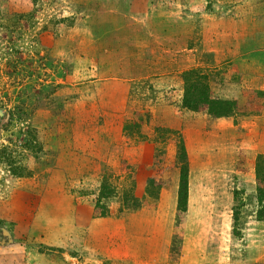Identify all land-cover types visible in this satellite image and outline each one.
<instances>
[{
	"label": "rangeland",
	"instance_id": "rangeland-1",
	"mask_svg": "<svg viewBox=\"0 0 264 264\" xmlns=\"http://www.w3.org/2000/svg\"><path fill=\"white\" fill-rule=\"evenodd\" d=\"M262 154L264 0H0V264H264Z\"/></svg>",
	"mask_w": 264,
	"mask_h": 264
},
{
	"label": "trees",
	"instance_id": "trees-1",
	"mask_svg": "<svg viewBox=\"0 0 264 264\" xmlns=\"http://www.w3.org/2000/svg\"><path fill=\"white\" fill-rule=\"evenodd\" d=\"M185 76V94H184V104L193 111H206L213 117H222L232 115L239 108L237 103L229 100H220L212 97V93L209 89L207 83V78L198 75L194 71H189L184 74ZM196 86L200 87V90L196 89ZM182 160L181 166V176H180V186L179 193L181 195L182 201L185 202V197L187 195V177H186V157L185 149L181 142L180 154ZM255 173H256V195L259 205L258 212L256 214L257 220L263 218L262 212L264 209V154L257 156V161L255 163Z\"/></svg>",
	"mask_w": 264,
	"mask_h": 264
},
{
	"label": "water",
	"instance_id": "water-1",
	"mask_svg": "<svg viewBox=\"0 0 264 264\" xmlns=\"http://www.w3.org/2000/svg\"><path fill=\"white\" fill-rule=\"evenodd\" d=\"M3 234L8 238V239H10V235H9V233L7 232V231H3ZM11 241V240H10Z\"/></svg>",
	"mask_w": 264,
	"mask_h": 264
},
{
	"label": "crops",
	"instance_id": "crops-1",
	"mask_svg": "<svg viewBox=\"0 0 264 264\" xmlns=\"http://www.w3.org/2000/svg\"><path fill=\"white\" fill-rule=\"evenodd\" d=\"M240 180H243V178H242V179H240Z\"/></svg>",
	"mask_w": 264,
	"mask_h": 264
}]
</instances>
